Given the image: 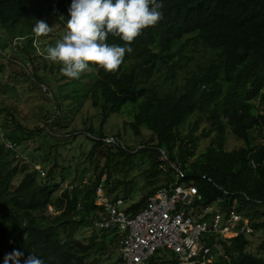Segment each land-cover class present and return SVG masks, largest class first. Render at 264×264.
Returning a JSON list of instances; mask_svg holds the SVG:
<instances>
[{
	"label": "trees",
	"instance_id": "obj_1",
	"mask_svg": "<svg viewBox=\"0 0 264 264\" xmlns=\"http://www.w3.org/2000/svg\"><path fill=\"white\" fill-rule=\"evenodd\" d=\"M34 1L0 0V35L5 34L0 40L6 41V45L0 41V50L20 40L17 44H21L28 68L37 75L42 74L41 68L50 71L52 84L65 81L57 86L58 91L63 87L72 89L67 94L58 92L59 100L52 105L56 111L50 119L43 120L44 127L37 125L32 130L14 119L15 128L5 134L7 139L17 146L35 136L55 141L68 135L76 139L73 133L77 130L63 134L53 127L66 128L69 122H63L65 114L75 107L71 110L75 114L72 117H76L88 98L93 107L101 110L103 126L114 114L126 115L136 136L141 137L145 130L150 133L149 140L143 135L142 148L137 151L155 155L153 167L144 171L146 176L162 174L163 164L173 173L165 179V184L143 193L127 212H140L160 188L170 183L195 186L202 197L195 206L218 204L226 219H230L232 212L241 217L237 236L216 239L213 235L207 241L208 246L215 242L222 245L223 254L211 264H264V237L254 253L249 249L246 230L241 232L248 220L252 234L264 233V143L255 144L252 136L254 132H264V113H259L256 105V100L264 101V89L258 87L264 83V0H163V18L131 42L133 52L125 53V62L116 71L108 72L92 65L97 67V72L90 73L88 90L83 85L88 71L79 78H67L61 74L59 63L37 52L34 42L41 35L32 32ZM70 2L61 0L53 7L64 28ZM38 19L46 20L45 15ZM27 26H30L28 35L24 34ZM191 40L193 45L203 42L217 52V57L186 79L181 96H159L162 84L154 81L155 76L163 82L175 80ZM106 42L126 43L111 34ZM38 60L42 61L40 66ZM82 89L87 90L84 95L80 94ZM215 113L219 116H214ZM196 115L199 118L191 120ZM204 118L211 123L210 129L198 133ZM187 124H190L188 132L185 131ZM213 131L217 133L210 145L198 152L200 140ZM229 131L243 142L231 151L226 147ZM87 138L106 158L124 156L131 160L135 156L134 150L124 145L121 138L109 144L105 133L95 132L91 126L87 128ZM42 144L46 146V142ZM56 145L61 147L60 143ZM115 146L117 150H113ZM41 147L38 153L42 152ZM105 147L107 152L103 151ZM3 148L0 151L8 152L0 155V264L14 250L22 252L23 258L35 254L45 264H95L91 252L97 245L96 240L85 241L76 234L82 227H93L91 217L101 210L95 201L96 189L100 184L106 188L107 181L102 182V178L110 170L109 166L105 165L91 183H86L78 172L73 177L70 173L65 177V169L56 172L58 164L51 165L49 151L38 155L45 163V166L40 164L45 176L38 182L37 175L41 174L37 168L28 172V164L16 165L19 158L16 149ZM47 164L51 166L46 172ZM21 173L25 175L15 186L14 178ZM130 184L131 181L125 183V191ZM108 189L107 194L112 196L115 188ZM50 207L59 214L52 215ZM116 239L118 233L108 243L104 242L103 250ZM118 264H123L121 258ZM148 264H176V260L159 252Z\"/></svg>",
	"mask_w": 264,
	"mask_h": 264
},
{
	"label": "rangeland",
	"instance_id": "obj_2",
	"mask_svg": "<svg viewBox=\"0 0 264 264\" xmlns=\"http://www.w3.org/2000/svg\"><path fill=\"white\" fill-rule=\"evenodd\" d=\"M59 2L61 3V0H36L32 4V12L33 16H35V20L38 19L40 15H45V22L50 28H52L49 33L42 34L39 39L34 42V46H36L37 52L40 54L46 55V48L49 45L54 46L55 42L62 38L67 31V29L62 26L60 18L53 11V7ZM28 33H30V26H27L24 31V34L28 35ZM4 35L5 34L0 35V38L3 39ZM0 41L2 42V40ZM17 42L9 44V47H5L4 51L0 50V109H3L0 110V149L3 146L8 150L10 149L5 146V143L9 139H7L5 134L9 130L15 128L14 121L16 119L20 120V123H24L25 126L32 130H34L37 125L44 127L43 120H46L47 118L50 119L54 111H56V108L54 109L52 105L59 100L58 92L60 91L63 94H67L68 91L72 89L63 87L58 91L57 86L63 85L65 81L55 80L56 82L53 81L55 84H52L49 76L50 71H44L41 68L40 70L42 74L38 73L37 75L30 67L29 69V63L21 54V44H17ZM1 45H6V41H3ZM28 51L31 53V49ZM216 57L217 52L208 49L203 42L200 41L197 45H193V41L191 40L185 50L184 60L178 67L176 79L163 82L162 78L155 76L154 81L162 84L158 90L159 96H181L185 92L184 85L186 79L194 73H197L200 67L206 66ZM41 62L42 61L37 62V65L40 66L42 64ZM96 68L97 67H92L84 78L83 85L87 90L90 87V73L95 74L97 72ZM59 77L60 75H57V78ZM258 87L263 90L264 83H260ZM87 90L82 89L80 94L84 95ZM48 96L52 98L51 101L53 104ZM84 101L85 102L81 105L82 108L76 117H72L75 114H73V111L71 110L75 109V107L69 109L70 113L65 114L63 122H69V125L66 128H62L59 125L53 127L55 130L58 129V131L63 134L77 130V132L73 133V135H77L76 139H72V136L68 135L65 136V138L60 139V141H55L52 138L42 139L40 136H35L21 145L17 146L15 143L16 154L19 155L15 164H28V172L36 168L39 169L42 166H45V163H42L43 160L38 155L51 151V165L56 162L58 164L56 172L65 169L66 172L63 171L65 177H67V174L69 173L71 174V177H73L78 172L86 183H91L100 170L107 165L110 170L106 172L102 178V182H104V180L107 181L105 189L110 192L108 188H115V190L111 192L112 197L124 199L127 206L140 200L143 193H146L148 190L165 184V179L169 175H173V173L169 172L168 166L163 164L162 168L164 172L160 175L149 178L144 171L153 167L155 162V158L153 159V157L155 155H152L150 152L137 153V151L142 148L140 144H142L143 135L144 138H146L145 140H149L150 133L145 130L141 137L136 136L128 124L131 119L126 115L114 114L103 126L101 110L93 107L89 98ZM65 102H67V100ZM256 105L259 107V113L263 114L264 101L258 99L256 100ZM11 115L14 116L11 117ZM207 115L209 116L208 113ZM214 116H219V114L215 113ZM197 118H199V115L194 116L191 120ZM39 119L41 120L40 123H38ZM189 125L190 124H187L185 126L186 132L190 129ZM89 126L93 127L95 132L99 133L100 131H103L107 136L106 142L109 144L112 141L116 142L118 137L121 138L124 145L134 150L133 153H135V156L131 160L124 156H111L110 158L104 157L99 149L93 148L94 143L87 138V128ZM210 126L211 123L208 122L207 118H204L198 133L208 131ZM216 133V131H213L208 137L200 140L198 152L205 150L210 145L213 137L216 136ZM252 136L255 144L264 143V132L262 134L254 132ZM43 142H46V146H43ZM58 143L61 144L60 148H57L56 144ZM242 144L243 142L237 140L229 131V139L226 144L227 150H234ZM39 145H42V152L40 153L37 152L39 150ZM116 147L117 146L113 147V150H117ZM93 150L95 152L94 155L91 156L90 153ZM5 151V149L4 151H0V155L5 154ZM103 151L107 152L108 149L105 147ZM161 160L162 158L159 161ZM51 165L47 164L45 168L46 172ZM24 175L25 174L21 173L14 178L13 183L15 186L20 183ZM41 177L42 176L37 175L38 182L41 181ZM68 179L71 181V178ZM130 181L131 184L125 191V183H130ZM78 183L80 184V182L77 181L76 184ZM50 213H52V215L59 214V212H55L53 209H50ZM244 227L245 229H249L245 231L247 233V238L250 241L249 249L251 252L257 253L258 245L263 239L264 233L256 232L252 234V229L250 228L248 220L244 222ZM82 228L83 229L77 231L76 236L85 241H90V238H94L97 243L91 252V259L93 262L95 264H118L120 258V247L118 242L119 235L116 241L113 240L112 244H109V247H107L108 249L103 250L105 247L103 246L104 242L108 243L109 240L114 237L116 232L94 229L92 226ZM234 236L235 232L233 230L226 233V238H232Z\"/></svg>",
	"mask_w": 264,
	"mask_h": 264
},
{
	"label": "built area",
	"instance_id": "obj_3",
	"mask_svg": "<svg viewBox=\"0 0 264 264\" xmlns=\"http://www.w3.org/2000/svg\"><path fill=\"white\" fill-rule=\"evenodd\" d=\"M5 146L15 149L16 144L7 140ZM201 199L197 187L170 183L160 188L144 209L131 214L124 199L108 195L100 184L95 201L101 210L91 220L95 229L118 233L123 264H148L159 252L173 257L176 264H211L223 254L222 245L215 242L208 246L207 241L213 235L226 238L230 230L237 236L241 217L232 212L226 219L218 204L195 206ZM245 230L249 229L243 227L241 232Z\"/></svg>",
	"mask_w": 264,
	"mask_h": 264
},
{
	"label": "clouds",
	"instance_id": "obj_4",
	"mask_svg": "<svg viewBox=\"0 0 264 264\" xmlns=\"http://www.w3.org/2000/svg\"><path fill=\"white\" fill-rule=\"evenodd\" d=\"M163 0H71L66 20L67 31L46 48L45 58L59 63L60 72L67 78H79L92 65L105 71H116L131 54L134 41L142 31L156 25L163 17ZM52 28L42 19H36L32 32L47 34ZM109 34L126 42L108 43ZM14 250L4 264H45V260L30 253Z\"/></svg>",
	"mask_w": 264,
	"mask_h": 264
}]
</instances>
